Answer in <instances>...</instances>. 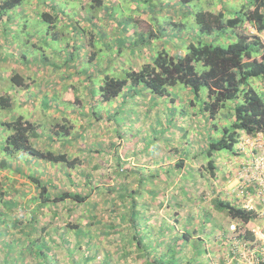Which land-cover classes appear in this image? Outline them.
<instances>
[{
	"label": "rangeland",
	"instance_id": "rangeland-1",
	"mask_svg": "<svg viewBox=\"0 0 264 264\" xmlns=\"http://www.w3.org/2000/svg\"><path fill=\"white\" fill-rule=\"evenodd\" d=\"M157 1L162 5V13L152 25L149 21L152 11L145 2L155 4ZM43 2L24 0L19 9L23 8L18 9L19 17L8 26L9 33L3 36L0 32V49L9 48L13 54H0V95L10 93L14 101L13 110L0 109V122L22 114L41 126L40 147L56 152L64 150L81 162L77 170H70L61 164L35 161L23 154L26 157L11 161L9 171H0L6 191L4 201L13 203L0 202V213L5 221L4 224L0 219V264H6V260L14 264V258L22 252L24 264H42L27 249L30 245L28 239L39 238L45 226L47 234L42 237L48 240L55 264H84L86 246H77L84 240L69 228L76 224L94 236L89 252L97 254L87 264L102 263L107 254L111 257V264H141L136 252L127 260L121 258L124 248L120 250L118 243L126 242L130 234L127 225L119 218L124 212L120 193L126 188L138 189L140 178L174 167L187 155L188 164L198 168L192 164V157L207 147V137H216L213 122L220 127L227 125L233 119L232 111L231 108L223 110L216 121L203 114L201 108L208 94L205 87L196 95L190 88L179 84L169 89V95L158 96L142 85L128 86L125 90L138 92L136 96L120 97L109 104L98 99L94 101L89 88L93 85L98 88L105 74L122 76L124 70H139L162 49L178 56L187 52L190 43H213L216 40V45L227 46L237 39V34L228 32L230 37L232 35L228 39L222 37L227 33L203 34L197 29L195 13L224 8L228 16H233L239 9L251 6L252 0H194L183 6L177 0H103L102 5L97 0ZM47 11L58 14L55 28H50L45 20L37 21L38 13ZM25 16L29 22L23 21ZM134 19H139L140 25ZM77 20H81L86 29L90 23L93 25L94 44L87 36L78 39L72 35ZM171 20L180 24L176 26ZM148 24L153 30L144 31ZM55 30L66 36L52 38ZM246 33L253 35L256 31L247 26ZM5 40L14 49L7 46ZM118 47L122 50L117 51ZM95 49L100 53L97 60L91 62ZM14 73L26 78L27 89L12 88L9 79ZM251 84L264 93V80L252 79ZM172 98L176 101L172 102ZM191 100L196 105H190ZM64 118L72 125L73 131L70 137L58 139L49 128L64 123ZM116 118H122L119 125L114 120ZM4 129L8 133L0 126V147L5 143L1 134ZM260 144L264 145L262 134L254 140L243 137L237 146L238 154L225 151L219 154L220 173L217 179L208 180L211 189L196 178V183L189 187L190 195L186 196L181 187H174L176 181L171 187L157 181L155 188L160 195L154 200H146L147 205L141 210V230L147 235L146 241L150 244L163 241L161 252L166 249L168 241L188 231L190 242L181 245L184 258L193 257L194 245L197 241H204L202 249L207 252L198 258L204 264H257V255L264 257V193H261L264 168L260 166L249 172L244 181L240 176L244 168L259 157L257 149ZM30 174L48 183L51 191L80 192L89 196L87 203L90 205L63 202L58 207H39L32 203L38 190L28 178ZM175 176L180 180L179 173ZM215 197L254 210L256 219L247 225L230 220L215 208L212 202ZM140 202L144 203L143 200ZM206 212L210 214L209 219ZM93 215L95 219H92ZM34 216L38 232L28 238L31 227L26 225ZM11 222L18 225L9 227ZM232 225L236 226L235 230L231 229ZM147 227L149 230L146 231ZM162 229H166L164 234L160 233ZM63 233L67 245L62 239ZM249 233L254 235V240L243 242L241 237ZM10 243L14 247L6 258Z\"/></svg>",
	"mask_w": 264,
	"mask_h": 264
},
{
	"label": "trees",
	"instance_id": "trees-1",
	"mask_svg": "<svg viewBox=\"0 0 264 264\" xmlns=\"http://www.w3.org/2000/svg\"><path fill=\"white\" fill-rule=\"evenodd\" d=\"M177 1L183 6L194 0ZM22 2L23 0H0V32H3V35L9 33L8 26L10 23L15 22ZM150 2L145 3L152 11L149 13V21L154 25L153 23L157 22V18H160L162 5L158 1L155 4ZM43 3H45V0ZM97 3L102 5L103 0H97ZM88 5L92 8L91 3ZM49 11L38 13L39 21L45 20L50 24V28H55L58 14ZM130 20L133 21V19ZM194 20L197 29L203 34L212 36L215 32L227 33L222 37L228 39L232 37V35L230 37L228 34L229 32L237 34V39L227 46L216 45V40L213 43H190L187 52L178 56L169 53L166 49H162L155 54L151 62L145 63L139 70H124L122 76L105 74L103 83H100L98 88L94 85L89 88L94 101L98 99L101 103L109 104L120 97L126 99L128 96L132 98L134 95L136 96L138 92L132 93L128 89L125 90L128 86L139 87L142 85L145 90H149L150 93L158 96L169 95V89L179 84L190 88L196 95L205 87L208 90V94L201 112L208 114L211 121H216L223 110L230 108L232 111L231 116H233L232 121L223 127L213 122L216 129V137H207V147L201 149L191 159L192 164H196L198 168L188 164L187 155L174 167L161 169L158 174H150L147 177L140 178L138 180V189L129 190L126 188L120 193L124 212L120 213L119 218L122 223L127 225L126 228L130 234L126 241L127 243L125 241L118 243L120 250H122V247L124 248L121 255L122 260H127L128 256L136 252L138 255V257L136 256L137 259L140 258L142 260L141 264H204L198 260L202 254L207 252L206 249H202L205 246L204 241H197L194 245L195 252L193 257L184 258L181 255V249L183 248L181 245L190 242L191 235L188 231L183 236H177V238H173L175 240L168 241L166 249L161 252L159 250L164 243L163 241H155L154 244L148 243L146 241L147 235H144L141 230L143 222L141 210L146 207V200H154L160 195L157 188H155L157 181L165 187H171L176 181L177 183L174 187H181L182 193L186 196L190 195L188 192L189 187L196 183V178L204 181L206 187L211 189V183H208V180L217 179L220 173L217 165V156L224 151L236 155L238 154L237 146L243 137L254 140L259 134H264V93L258 91L251 84L252 79L264 80V41L261 38V35L264 34V0H252L251 6L239 9L233 16H228L224 8L215 12L201 10L195 13ZM134 22L139 25L141 23L139 19H134ZM171 23L176 26L180 24L174 20H171ZM81 24V20L76 21L74 25L77 28L74 29L72 35L78 39L87 36L91 38L90 42L94 44L95 31L92 29L93 25L90 23L88 29H86ZM152 25L148 24L144 31L153 30ZM247 26L253 27L256 34L250 35L246 33ZM55 31L56 33L51 35L52 38L66 36L62 32ZM47 34V36H50V33L47 32ZM121 50V47L117 48V51ZM99 53L95 49L90 61L97 60ZM9 82L12 88L16 90L28 88L26 78L19 73L12 74ZM171 101H176V99L172 98ZM193 101L191 100L188 103L196 105ZM228 103H232L233 107L232 105L228 106ZM13 108V95L10 93L1 94L0 109L11 111ZM225 116L230 117V115ZM114 120H116L118 125L122 122V118ZM0 126L8 130V133L5 129V132H1L5 138V143L0 147V171H9L11 169V161L16 158L26 157L23 154L29 155L35 161L52 165L61 164L70 170H77L80 166V159L73 158L64 150L56 152L53 149L40 147L38 143L43 138L42 128L26 116L22 114L16 115L13 119L0 122ZM72 129V125L69 124L66 118H64V123L56 124L49 128L50 133L57 136L58 139L70 137ZM218 135L221 136L217 137ZM1 144H3V141ZM178 173L180 180L178 177L176 178L177 180L175 179V175ZM28 178L37 186L38 195L32 199V203H37L39 207L42 206L43 208L46 205H57L55 207H58L63 202L86 204L89 201L90 197L80 192L57 193L51 191V186L48 183H44L39 176L30 174ZM187 182L188 187H186ZM4 189L5 187L0 179V202H4L6 205L13 204L12 202L4 201L6 197ZM140 200H143L144 203H141ZM212 202L216 209L232 221L247 225L257 217V213L254 210L236 205L232 201H225L215 197ZM177 204L180 205V203ZM87 205L89 206L90 204L87 203ZM205 216L208 219L210 218L208 212L205 213ZM92 217V219L96 218L95 215ZM0 219L2 223L5 222L4 215L1 213ZM37 223L35 216L31 222H27L26 226L31 227V232L27 234L28 238L38 232ZM7 224L5 225L6 227L18 225L15 222L9 223L8 226ZM113 226L111 225V227ZM69 228L74 230V233L84 240L77 243L78 247H81L82 244L86 246L87 251L84 253L83 263L87 264L92 259H95L97 252L92 255L89 252L94 236L90 232L83 230L78 224L70 225ZM46 230H48L47 226L42 227L39 238L28 239L30 245L27 250H30L42 264H55V260L50 255L51 247L46 242L48 240L42 237V234L44 236L47 234ZM145 230L147 231L149 228L147 227ZM164 232H166V229H162L160 233L164 234ZM64 235L66 234L63 233L62 239L66 244L67 240H65ZM162 238L160 237L159 240H162ZM241 240L243 242L253 241L254 235L249 233L244 237L242 236ZM245 245L247 246V243ZM13 247V243L8 245L6 258L9 257V251L13 250ZM23 256L24 252L18 254L13 260L14 264H24ZM257 256V264H264V257L261 255ZM5 263L12 264L9 260H6ZM99 264H111L109 254Z\"/></svg>",
	"mask_w": 264,
	"mask_h": 264
},
{
	"label": "built area",
	"instance_id": "built-area-1",
	"mask_svg": "<svg viewBox=\"0 0 264 264\" xmlns=\"http://www.w3.org/2000/svg\"><path fill=\"white\" fill-rule=\"evenodd\" d=\"M261 38L264 39V34L261 35ZM262 135L264 136V134H262ZM252 146H253V143H252ZM257 150H258L260 155H259V157L255 158L251 162V165L249 167L244 168V172L242 173V176H240V179L243 181L245 180V177H247L249 175V172L255 171L256 168L258 169L260 166H263V168H264V145H262V144L258 145ZM261 193H264V189H262ZM245 208H248V207H245ZM248 209H250V208H248ZM231 229L235 230L236 226L232 225ZM262 254H264V253H262Z\"/></svg>",
	"mask_w": 264,
	"mask_h": 264
},
{
	"label": "crops",
	"instance_id": "crops-1",
	"mask_svg": "<svg viewBox=\"0 0 264 264\" xmlns=\"http://www.w3.org/2000/svg\"><path fill=\"white\" fill-rule=\"evenodd\" d=\"M23 2H24V0H23ZM23 2H22V3H23ZM22 6H23V5H22ZM22 8H23V7H22ZM22 8H21V9H22ZM21 9H19V10L21 11ZM18 14H19V13H18ZM24 15H25V14H24ZM38 16H39V15H38ZM18 17H19V15H17L16 18H18ZM25 17H26V16H25ZM33 20H34V19H33ZM23 21H24V22H29L30 19H28V17H26V19L23 20ZM37 21H39V17H38V20H37ZM26 26H27V25H23V27H26ZM3 36H4V35H3ZM5 42H6V45L9 46V43H10V42H8V40H5ZM4 45H5V43H4ZM2 46H3V45H2ZM9 47H11V46H9ZM11 48H13V47H11ZM8 49H9V48H6V49H4V50H3V48H2V50L0 49V54H1V53H7V54H9L10 56L13 55V54H11V53L9 52ZM13 49H14V48H13ZM15 55H16V54H15ZM7 61H8V59H7ZM0 79H1V77H0Z\"/></svg>",
	"mask_w": 264,
	"mask_h": 264
}]
</instances>
